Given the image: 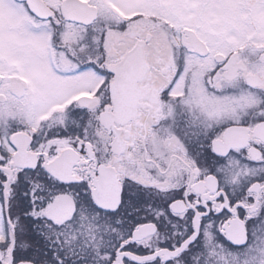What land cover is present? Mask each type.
Returning <instances> with one entry per match:
<instances>
[{"label":"snow or ice","instance_id":"6c2138e0","mask_svg":"<svg viewBox=\"0 0 264 264\" xmlns=\"http://www.w3.org/2000/svg\"><path fill=\"white\" fill-rule=\"evenodd\" d=\"M0 264H264V0H0Z\"/></svg>","mask_w":264,"mask_h":264}]
</instances>
